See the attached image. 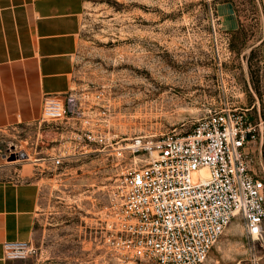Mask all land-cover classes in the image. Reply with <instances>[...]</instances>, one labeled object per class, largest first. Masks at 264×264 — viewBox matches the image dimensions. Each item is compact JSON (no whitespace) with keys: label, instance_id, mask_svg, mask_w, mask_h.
I'll return each mask as SVG.
<instances>
[{"label":"rangeland","instance_id":"rangeland-1","mask_svg":"<svg viewBox=\"0 0 264 264\" xmlns=\"http://www.w3.org/2000/svg\"><path fill=\"white\" fill-rule=\"evenodd\" d=\"M234 8L238 27L227 30L221 3ZM75 53V87L102 90L108 101L106 137L189 131L209 109L224 103L264 118V0H86ZM47 130L38 139L6 143L24 155L0 159L41 184L30 264H149L106 249L99 218L110 205L122 161L115 144L92 143L91 152L47 155L59 141ZM72 140L71 148L80 149ZM76 146V147H75ZM252 166L264 167L253 151ZM202 264H264V227L248 239L233 218Z\"/></svg>","mask_w":264,"mask_h":264},{"label":"built area","instance_id":"built-area-1","mask_svg":"<svg viewBox=\"0 0 264 264\" xmlns=\"http://www.w3.org/2000/svg\"><path fill=\"white\" fill-rule=\"evenodd\" d=\"M102 90L75 87L44 94L39 126L58 134L53 167L63 157L107 146L100 125L107 122ZM248 108L224 103L194 121L184 133L114 134L109 145L123 163L112 185L110 205L99 218L106 249L149 264H202L230 221L238 217L245 236L257 239L264 227V167L252 166L254 150L264 143V118L251 119ZM72 140L80 149L71 148ZM76 147V146H75ZM24 155L0 142V158ZM30 241H5L3 257L22 259Z\"/></svg>","mask_w":264,"mask_h":264},{"label":"crops","instance_id":"crops-1","mask_svg":"<svg viewBox=\"0 0 264 264\" xmlns=\"http://www.w3.org/2000/svg\"><path fill=\"white\" fill-rule=\"evenodd\" d=\"M86 0H0V142L38 139L44 94H61L75 85V53ZM220 14L227 30L238 21L229 1ZM58 140V134L52 132ZM60 141V140H58ZM4 159V158H0ZM7 160V159H6ZM41 184L0 161V264H30L5 259V241L32 240L39 214Z\"/></svg>","mask_w":264,"mask_h":264}]
</instances>
